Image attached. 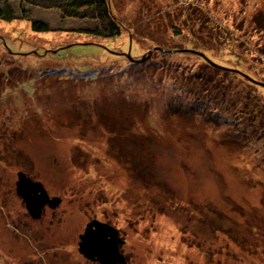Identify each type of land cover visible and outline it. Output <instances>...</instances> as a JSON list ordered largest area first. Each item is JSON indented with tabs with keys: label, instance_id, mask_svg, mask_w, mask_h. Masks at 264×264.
Segmentation results:
<instances>
[{
	"label": "rangeland",
	"instance_id": "rangeland-1",
	"mask_svg": "<svg viewBox=\"0 0 264 264\" xmlns=\"http://www.w3.org/2000/svg\"><path fill=\"white\" fill-rule=\"evenodd\" d=\"M111 6L125 25L112 38L71 31L92 22L58 8L26 5L22 18L0 19V264H98L79 251L91 219L119 229L131 264H264V135L257 145L233 140L237 120L207 119L213 103L201 100L218 91L217 74L241 95L252 91L231 71L175 51L204 47L264 78V0ZM36 19L50 30L34 31ZM83 41L103 47L54 52ZM130 41L137 64L114 61L111 51ZM20 170L61 198L38 219L17 194Z\"/></svg>",
	"mask_w": 264,
	"mask_h": 264
},
{
	"label": "trees",
	"instance_id": "trees-1",
	"mask_svg": "<svg viewBox=\"0 0 264 264\" xmlns=\"http://www.w3.org/2000/svg\"><path fill=\"white\" fill-rule=\"evenodd\" d=\"M26 5L30 6H43L45 8H58L61 10L63 16L66 18H79L82 20H87L92 22V25H85L80 26L79 29H72L71 31L79 33V34H86L91 36H97V37H117L121 33L122 27H125L124 23L120 21V19H117L113 12V8L111 6V0H0V19L5 21H13L15 19L22 18L24 14H26L27 9ZM21 16V17H20ZM208 18V17H207ZM209 22V21H208ZM203 27H209V24L202 25ZM220 27V26H217ZM214 28L212 29L213 33L215 34L214 40L219 41L222 39V35L224 34V31L220 28ZM32 28L34 31L37 32H44L49 31L50 26L44 19H36L32 21ZM211 33V32H209ZM227 33V32H226ZM177 35H182V32L179 31ZM208 36V32H207ZM231 43H229L231 46L241 47L238 43H236L234 40H229ZM75 45H88V46H94V47H103L102 44L94 41H83V42H74L71 43V45H65L58 47L54 52L59 56V52L64 48H69L71 46ZM190 45H183L179 48H177L175 51L179 54L182 53H191L196 55L198 58L201 59L202 63L205 65H209L210 63L213 64L215 67H219L225 72L231 71L234 75V77L238 78L242 85H245L247 89H249L252 92H250L249 96H244L239 94L240 92L238 88L235 86L237 84H231L230 80L229 83H225V79L220 78L218 74L216 75V79L219 81V83L216 85L213 84V86L216 90H218L216 93H210V95H204L205 98L201 99L204 103H208L207 106L210 103L211 107L213 109H209L208 111H205V115L209 116L206 117L207 119H210L214 121L215 123L222 125V122H226L227 125H231L228 120H237V122H232L234 124V128L230 130V137L233 140H250L249 143H254L257 145L258 142L263 138L260 136V132L264 135V123L259 119L258 114L263 111L264 114V78L257 77L253 75L250 72L245 71V69L240 68L238 65L242 64V60L239 58H236L235 60H230L229 58H217L216 60H213L210 55L209 51L205 50L204 47L200 49L197 45L192 44ZM175 47V46H173ZM107 49V45L105 47ZM187 49V50H182ZM224 49V48H223ZM229 49L226 47L222 54H227V50ZM122 50V51H121ZM132 42L128 44V51L124 50V48H118L113 49L111 53H113L115 56H118L119 58L114 59L120 60L123 58V62L128 61V65L137 64L135 61L131 60L132 58ZM221 54V55H222ZM129 55V56H128ZM236 57L237 55L234 54L231 56ZM125 59V60H124ZM230 60V61H229ZM238 62H237V61ZM160 63V61H157ZM166 64H169V62L162 61ZM149 63H151L149 61ZM186 68V67H185ZM196 66L194 67V69ZM188 69V68H187ZM199 70V69H198ZM83 71H86L83 70ZM199 73L197 71V68L194 70L193 73ZM212 75H215L211 73ZM199 79L203 81L204 83H208L209 80H206L204 77H208V74H202ZM170 82V81H169ZM170 83H175V80H171ZM171 91H179V89H183L181 86H170ZM241 93V92H240ZM193 95H197L194 94ZM221 96V97H220ZM220 97V98H218ZM175 99H180L179 93L175 97ZM216 100V102H211L212 100ZM198 103V102H197ZM253 104L259 106L258 110H255L254 108H250V106H253ZM199 104H195L192 107H197ZM210 106V105H209ZM261 106V107H260ZM200 105L197 107L200 109ZM180 109H184L181 107ZM197 110V109H196ZM230 114V115H229ZM230 116L231 119H227L224 121L225 118L223 116ZM224 123V125H226ZM244 128L242 127V125ZM248 127V128H246ZM258 131V133H257ZM255 138V140L253 139ZM245 146L249 144H244ZM139 157V155H137ZM131 264V263H130Z\"/></svg>",
	"mask_w": 264,
	"mask_h": 264
},
{
	"label": "water",
	"instance_id": "water-1",
	"mask_svg": "<svg viewBox=\"0 0 264 264\" xmlns=\"http://www.w3.org/2000/svg\"><path fill=\"white\" fill-rule=\"evenodd\" d=\"M17 176V194L22 197L32 218H40L47 204L55 207L61 202L60 197H50L43 183L34 180L26 172L20 170ZM80 238L79 251L86 258L99 264H128L125 255L120 251V245L125 243V239L113 225L94 219L87 224Z\"/></svg>",
	"mask_w": 264,
	"mask_h": 264
},
{
	"label": "flooded vegetation",
	"instance_id": "flooded-vegetation-1",
	"mask_svg": "<svg viewBox=\"0 0 264 264\" xmlns=\"http://www.w3.org/2000/svg\"><path fill=\"white\" fill-rule=\"evenodd\" d=\"M50 195V194H49ZM51 197V196H50ZM22 198V197H21ZM23 200V199H22ZM49 206V205H48ZM50 207V206H49ZM92 220H94V219H91L90 221H92ZM89 221V222H90ZM123 239H124V237L122 236V235H120ZM125 242H126V240H125ZM123 245L124 244H122V245H120V251H121V253H123L124 255H125V257H126V260H127V262H128V264H130V262L128 261V257H127V255L122 251V247H123ZM96 262V261H95ZM99 264V263H98Z\"/></svg>",
	"mask_w": 264,
	"mask_h": 264
}]
</instances>
